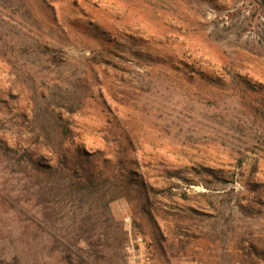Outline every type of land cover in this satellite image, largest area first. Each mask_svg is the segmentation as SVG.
Returning <instances> with one entry per match:
<instances>
[{"label": "rangeland", "instance_id": "rangeland-1", "mask_svg": "<svg viewBox=\"0 0 264 264\" xmlns=\"http://www.w3.org/2000/svg\"><path fill=\"white\" fill-rule=\"evenodd\" d=\"M47 109L107 183L83 198L0 158V264H264V198L240 210L264 191V0H0V139L51 166ZM129 173L151 205L108 201Z\"/></svg>", "mask_w": 264, "mask_h": 264}, {"label": "trees", "instance_id": "trees-1", "mask_svg": "<svg viewBox=\"0 0 264 264\" xmlns=\"http://www.w3.org/2000/svg\"><path fill=\"white\" fill-rule=\"evenodd\" d=\"M202 79L208 82H214L211 78L201 75ZM215 83V82H214ZM68 113L77 112V107L75 106H63ZM49 110V109H47ZM48 114L54 120L55 134L54 137L45 134L44 146H47L49 153L53 156L54 164L51 166L43 165L38 160H36L34 153L28 150H17L10 148L7 143L0 139V158L8 159L12 164V168L17 172H23L29 177H31L35 182H44L45 187H58L62 186L66 188L69 192H74L80 194L83 198L90 197L97 193L99 188L107 183L106 179L100 177H91L83 172V170H78L77 168H70L66 158L68 156L69 148H66V143L69 144V131L67 129V124L55 113V110H49ZM43 122V121H42ZM45 123V122H43ZM43 130L46 128L42 126ZM39 139V136L38 138ZM131 177V178H130ZM133 175L129 173L127 182L123 180L116 179L113 184V190L108 201H114L121 197L128 198L130 195L131 185H134L136 191H138V197L144 200V205H151L152 197L160 192H155L151 187L140 182L136 185L133 182ZM249 192L253 194L251 199H248L250 206H240V210L245 215H250L251 201L256 203H261V198H264V191L258 190L256 187L250 188ZM250 200V201H249Z\"/></svg>", "mask_w": 264, "mask_h": 264}, {"label": "built area", "instance_id": "built-area-1", "mask_svg": "<svg viewBox=\"0 0 264 264\" xmlns=\"http://www.w3.org/2000/svg\"><path fill=\"white\" fill-rule=\"evenodd\" d=\"M127 250L129 251V248H127ZM132 264H151V255L149 253H143L140 258L134 259Z\"/></svg>", "mask_w": 264, "mask_h": 264}]
</instances>
